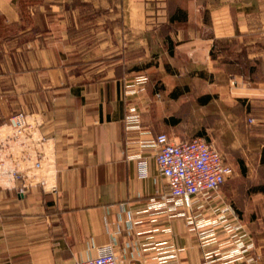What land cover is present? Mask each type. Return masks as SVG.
<instances>
[{
    "label": "crops",
    "instance_id": "1",
    "mask_svg": "<svg viewBox=\"0 0 264 264\" xmlns=\"http://www.w3.org/2000/svg\"><path fill=\"white\" fill-rule=\"evenodd\" d=\"M17 111L43 119L56 188L0 180V264L110 246L119 264H264V126L247 124L264 114V0H0V122ZM195 113L233 171L190 208L159 207L157 147ZM231 234L253 242L242 259L218 255Z\"/></svg>",
    "mask_w": 264,
    "mask_h": 264
},
{
    "label": "built area",
    "instance_id": "2",
    "mask_svg": "<svg viewBox=\"0 0 264 264\" xmlns=\"http://www.w3.org/2000/svg\"><path fill=\"white\" fill-rule=\"evenodd\" d=\"M141 78L146 79L145 76ZM130 111L135 113V106H131ZM130 120L138 121V115L130 116ZM256 121L255 117L248 118L250 124ZM262 122L264 123V118ZM42 125L41 117L23 111H17L0 122V180H4L7 187L11 185L22 193L28 187L38 184L44 188H56L55 181L50 179V175L54 176L55 173L52 158L54 143L51 138L41 134ZM155 162L168 186V191L160 196L157 206L170 205L176 211L179 207L190 208L196 197L209 198L220 189L233 171L231 165L224 160L223 153L200 135L162 141L157 147ZM45 169L48 174H45ZM140 174H147L145 162L140 163ZM179 214L184 215V212ZM189 218L191 230L209 226L199 232L201 239L212 234L214 224L210 220L196 224L192 216ZM226 228L228 232L235 231L233 227ZM219 244L224 247L218 251L220 258L224 254L225 258L232 260L242 259L254 246L251 240L233 234ZM218 259L219 256L208 254L203 264H213ZM253 259L252 256L248 257L246 263ZM71 264H119V260L110 246L94 257L75 260Z\"/></svg>",
    "mask_w": 264,
    "mask_h": 264
},
{
    "label": "rangeland",
    "instance_id": "3",
    "mask_svg": "<svg viewBox=\"0 0 264 264\" xmlns=\"http://www.w3.org/2000/svg\"><path fill=\"white\" fill-rule=\"evenodd\" d=\"M186 106H187V104L185 105V107ZM263 118H264V114L257 116V118H256L257 121H256V123H253V124H250L248 122V118H247V124L252 125V126L253 125L264 126V123L262 122ZM183 121H184L183 127L185 126V130L187 132L186 134L188 135L186 138H190V137L196 136V135L203 136V134H200V130H203L201 128L207 127L208 131H206L204 133L205 135L203 137H205L208 141L212 142L224 154V146L226 145L225 140L219 139L218 136L216 135V133L214 134V133L209 132V130L213 127V126H211L210 123H214V125H216L215 124L216 121H213V120L207 121L199 113H195L194 115H190V116L185 115ZM207 124H208V126H207ZM214 127L216 128V126H214ZM242 156H243V158H246L245 155H242ZM245 166L247 167V165H245ZM231 167H232V165H231ZM250 167L251 166H249V168ZM249 171H253V170H249ZM260 218L264 221V213L260 214Z\"/></svg>",
    "mask_w": 264,
    "mask_h": 264
},
{
    "label": "trees",
    "instance_id": "4",
    "mask_svg": "<svg viewBox=\"0 0 264 264\" xmlns=\"http://www.w3.org/2000/svg\"><path fill=\"white\" fill-rule=\"evenodd\" d=\"M175 17L178 18V19H181V16L180 15H177ZM171 19H174V17H171Z\"/></svg>",
    "mask_w": 264,
    "mask_h": 264
}]
</instances>
